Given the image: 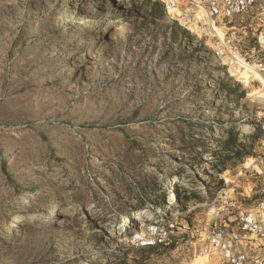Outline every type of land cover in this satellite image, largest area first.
<instances>
[{
	"label": "rangeland",
	"instance_id": "obj_1",
	"mask_svg": "<svg viewBox=\"0 0 264 264\" xmlns=\"http://www.w3.org/2000/svg\"><path fill=\"white\" fill-rule=\"evenodd\" d=\"M150 9L0 0V264H195L264 195L260 79ZM150 223L166 238L139 246Z\"/></svg>",
	"mask_w": 264,
	"mask_h": 264
},
{
	"label": "built area",
	"instance_id": "obj_2",
	"mask_svg": "<svg viewBox=\"0 0 264 264\" xmlns=\"http://www.w3.org/2000/svg\"><path fill=\"white\" fill-rule=\"evenodd\" d=\"M159 1L170 18L206 40L215 60L230 75V69L246 70L251 75L250 82L259 83L255 74L264 81V28L249 27L248 33L245 24L257 0ZM232 17H237L238 22L232 23ZM259 163L264 166V158ZM224 203L229 207L227 201ZM211 212L216 213L213 208ZM234 215L233 219L209 227L201 251L215 255L222 264H264V195L252 209ZM165 238L166 230H158L152 223L146 233L132 236L139 246L161 243Z\"/></svg>",
	"mask_w": 264,
	"mask_h": 264
},
{
	"label": "bare ground",
	"instance_id": "obj_3",
	"mask_svg": "<svg viewBox=\"0 0 264 264\" xmlns=\"http://www.w3.org/2000/svg\"><path fill=\"white\" fill-rule=\"evenodd\" d=\"M189 27H191V26L189 25ZM229 71L231 72V75H235V76L238 74H241L242 76L245 77V75H246V79L250 78V76H251L250 73L246 70H240V71L234 70V71H232V69H230ZM254 78H259L262 85H263L262 89L255 92L256 98L263 100L264 99V92H262V91L264 89V81L259 75H256V74L254 75ZM170 185H171L170 188L172 190H175L174 186H176V185L173 182H171ZM167 203H169V202H167ZM218 260L219 259L215 255H210V254H207V253H204L201 251V252H199V254L197 256H195L194 263L195 264H218Z\"/></svg>",
	"mask_w": 264,
	"mask_h": 264
},
{
	"label": "trees",
	"instance_id": "obj_4",
	"mask_svg": "<svg viewBox=\"0 0 264 264\" xmlns=\"http://www.w3.org/2000/svg\"><path fill=\"white\" fill-rule=\"evenodd\" d=\"M145 3H149L150 4V11L145 14L148 17H155V13L158 12V15H164V7L161 3H159L158 1H150V0H144ZM182 33H185V31H182Z\"/></svg>",
	"mask_w": 264,
	"mask_h": 264
}]
</instances>
